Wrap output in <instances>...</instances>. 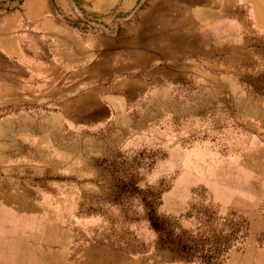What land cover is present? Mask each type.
<instances>
[{"label": "crops", "instance_id": "crops-1", "mask_svg": "<svg viewBox=\"0 0 264 264\" xmlns=\"http://www.w3.org/2000/svg\"><path fill=\"white\" fill-rule=\"evenodd\" d=\"M1 12L0 105L40 109L0 118L1 127H32L11 143L72 159L88 152L90 141L121 146L161 134L172 143V161L183 158V167L203 178L208 171L209 189L229 200L224 207L248 212L249 176L264 173V0H22ZM83 13L101 15L107 30L83 33L69 24ZM190 124L198 134L240 139L223 155L209 140L203 152L183 156L173 145ZM201 154L215 163L209 167ZM193 160L197 167H188ZM43 172L65 171L31 170ZM71 186L0 174V208L16 217L0 228L8 234L0 238V264H103V247L52 233V224L70 218ZM18 207L40 219H19ZM41 224L50 228L27 232ZM254 233L226 264H249L251 250L250 264L264 263Z\"/></svg>", "mask_w": 264, "mask_h": 264}, {"label": "rangeland", "instance_id": "rangeland-1", "mask_svg": "<svg viewBox=\"0 0 264 264\" xmlns=\"http://www.w3.org/2000/svg\"><path fill=\"white\" fill-rule=\"evenodd\" d=\"M21 2L0 0V15L1 11L12 10ZM48 107L42 106L40 113L47 114ZM20 109L30 115L40 111L27 105H0V118L16 115ZM191 128V124L190 127L185 125V134L175 135L178 142L173 146H177L183 156L195 150L203 152L210 145L206 143L209 140L223 155L240 139L236 136L232 141L216 130L198 134ZM30 130L0 125V174L15 182L57 180L68 186L65 190L72 185L75 204L69 207L70 218L62 224H52L57 226L52 233L63 234L65 238L69 235L73 245L87 241L89 246L103 247V264H161L165 261L226 264L231 250L244 247L250 232L255 231V245L264 244V173L249 176L251 206L246 212L245 207H224L229 200L224 193L209 189L208 171L203 178L195 170H186L183 158L179 163L172 161L169 158L172 143H167L161 134L121 146L108 141L98 146L90 141L88 152L82 151L72 159H55L52 158L55 154L38 151L33 144L11 143L17 138L23 139ZM2 140L6 142L4 145ZM204 160L209 161V167L215 163L208 157ZM257 163L250 159V168L256 169ZM187 165L197 167L194 160ZM32 169H64L65 172L33 175ZM69 169L71 172H67ZM232 203L241 204L238 199ZM16 210L21 220L40 219L35 212L29 214L26 208ZM14 219L11 213L0 208V228L11 225ZM46 227L50 228L37 225L27 232L44 231ZM2 235L8 234L0 229V238ZM252 253L253 250L247 255L249 264Z\"/></svg>", "mask_w": 264, "mask_h": 264}, {"label": "built area", "instance_id": "built-area-1", "mask_svg": "<svg viewBox=\"0 0 264 264\" xmlns=\"http://www.w3.org/2000/svg\"><path fill=\"white\" fill-rule=\"evenodd\" d=\"M69 24L83 33H99L107 30L103 17L97 13H83Z\"/></svg>", "mask_w": 264, "mask_h": 264}]
</instances>
